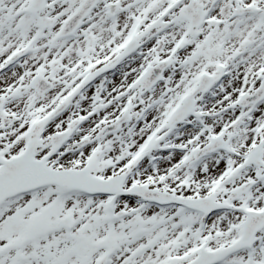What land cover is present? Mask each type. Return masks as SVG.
<instances>
[{
  "label": "snow or ice",
  "instance_id": "6c2138e0",
  "mask_svg": "<svg viewBox=\"0 0 264 264\" xmlns=\"http://www.w3.org/2000/svg\"><path fill=\"white\" fill-rule=\"evenodd\" d=\"M0 264H264V0H0Z\"/></svg>",
  "mask_w": 264,
  "mask_h": 264
}]
</instances>
